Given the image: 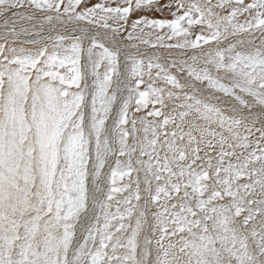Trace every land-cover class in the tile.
I'll list each match as a JSON object with an SVG mask.
<instances>
[{
	"label": "snow or ice",
	"instance_id": "obj_1",
	"mask_svg": "<svg viewBox=\"0 0 264 264\" xmlns=\"http://www.w3.org/2000/svg\"><path fill=\"white\" fill-rule=\"evenodd\" d=\"M0 264H264V0H0Z\"/></svg>",
	"mask_w": 264,
	"mask_h": 264
}]
</instances>
